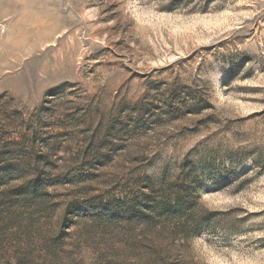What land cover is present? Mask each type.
<instances>
[{
    "label": "rangeland",
    "instance_id": "1",
    "mask_svg": "<svg viewBox=\"0 0 264 264\" xmlns=\"http://www.w3.org/2000/svg\"><path fill=\"white\" fill-rule=\"evenodd\" d=\"M0 96L54 205L0 264H264V0H0Z\"/></svg>",
    "mask_w": 264,
    "mask_h": 264
},
{
    "label": "trees",
    "instance_id": "2",
    "mask_svg": "<svg viewBox=\"0 0 264 264\" xmlns=\"http://www.w3.org/2000/svg\"><path fill=\"white\" fill-rule=\"evenodd\" d=\"M21 114L17 110H13L11 115L3 110L0 114V212L12 211L28 203L41 211L43 205L54 206L51 201L53 195L48 188L50 184L44 178L52 166L47 159L49 153H38L36 142L29 139L28 135L22 139H8L9 129L25 123ZM72 207H68L66 211L70 212ZM176 213L180 214V211ZM65 220L69 223H64V226L69 227L70 221L67 218ZM18 263L23 264L20 261Z\"/></svg>",
    "mask_w": 264,
    "mask_h": 264
}]
</instances>
